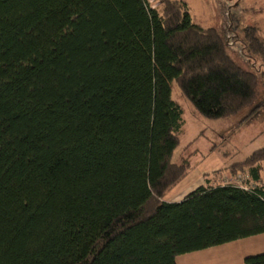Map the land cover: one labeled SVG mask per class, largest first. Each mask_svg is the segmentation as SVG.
Segmentation results:
<instances>
[{
    "label": "trees",
    "instance_id": "1",
    "mask_svg": "<svg viewBox=\"0 0 264 264\" xmlns=\"http://www.w3.org/2000/svg\"><path fill=\"white\" fill-rule=\"evenodd\" d=\"M228 42L174 0H0V264H178L264 233V147L232 165L254 185L165 200L186 176L173 86L211 119L264 104ZM244 42L264 60L256 27Z\"/></svg>",
    "mask_w": 264,
    "mask_h": 264
},
{
    "label": "rangeland",
    "instance_id": "2",
    "mask_svg": "<svg viewBox=\"0 0 264 264\" xmlns=\"http://www.w3.org/2000/svg\"><path fill=\"white\" fill-rule=\"evenodd\" d=\"M182 3L194 23L216 28L226 42L229 53L261 80L264 101V60L249 52L244 29L256 27L264 40V0H174ZM161 11L163 0H149ZM173 99L183 109V127L173 163L186 166V176L165 196L168 202L181 201L201 185L236 183L254 185L249 169L233 172L232 165L245 160L264 147V104L259 116L247 118L250 108L220 119L201 115L173 86ZM264 169V163L261 165ZM264 180V173L261 174ZM264 252V233L239 239L213 248L178 256V264H245L244 258Z\"/></svg>",
    "mask_w": 264,
    "mask_h": 264
},
{
    "label": "built area",
    "instance_id": "3",
    "mask_svg": "<svg viewBox=\"0 0 264 264\" xmlns=\"http://www.w3.org/2000/svg\"><path fill=\"white\" fill-rule=\"evenodd\" d=\"M241 186H243V185H241ZM244 187H247V186H244Z\"/></svg>",
    "mask_w": 264,
    "mask_h": 264
},
{
    "label": "crops",
    "instance_id": "4",
    "mask_svg": "<svg viewBox=\"0 0 264 264\" xmlns=\"http://www.w3.org/2000/svg\"><path fill=\"white\" fill-rule=\"evenodd\" d=\"M236 184V183H235Z\"/></svg>",
    "mask_w": 264,
    "mask_h": 264
}]
</instances>
